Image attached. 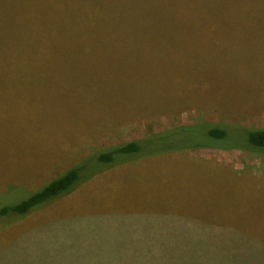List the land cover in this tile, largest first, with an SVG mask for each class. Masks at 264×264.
<instances>
[{
	"label": "trees",
	"instance_id": "obj_1",
	"mask_svg": "<svg viewBox=\"0 0 264 264\" xmlns=\"http://www.w3.org/2000/svg\"><path fill=\"white\" fill-rule=\"evenodd\" d=\"M217 15L220 16L215 21L217 32L228 35L250 24V33H264V0H192L188 9L174 0H0V115L6 114L5 109L13 102L29 97L28 91L17 96L20 90L16 87L22 83L28 84L25 88L35 84L30 79L37 82L35 75L27 74L25 69L48 71L55 65L58 66L56 71H60L66 66L75 68L86 63L90 66V76H83L81 81L70 82V85L80 86L77 97L91 101L76 109L83 111L81 115H112L109 121L106 116L99 120L95 132L91 133L94 135L96 131L123 126L130 120L129 115L176 114L186 109L210 110L211 115L260 113L261 110L255 108L246 113L232 111V105L243 111L248 107L246 102H215L213 96L221 92L214 89V80L192 82L189 86L192 94L206 95L204 104L198 106L186 101V97L179 98L181 92L170 97L158 90L156 93L160 96L156 104L140 101L139 94L132 93L135 91L133 85H130L133 90H129L128 100L119 97L104 101L95 92L99 85L111 87V81L129 82L135 78V83L138 80L154 83L155 71L153 75L151 69L137 67L135 62L120 61L121 56L136 58L137 53L145 50L188 48L192 53L188 65L210 69L208 66L215 64V55L195 53L197 46L193 35L196 30L190 28L189 33L181 34L180 26L198 20L206 21L205 27L210 28V16L215 18ZM211 34L205 32L204 35L215 37ZM251 45L260 46L263 42ZM212 47H215V41L208 45V49ZM103 74L107 76L104 82ZM203 76H193L192 81ZM10 86L15 89L8 90ZM148 90L143 94L151 93L152 89ZM97 98L103 102L95 103ZM227 101L232 100L228 98ZM94 108L96 112H93ZM69 114L74 115L73 111ZM39 125H44L47 131L49 121ZM200 127L209 142H204L209 145L205 148L238 149L264 156V129ZM200 127L175 129L108 148L67 167L57 176L54 172L62 171L61 166L47 173L45 178L40 177L33 192L0 206V264H89V259H94L95 264H264L263 231L233 224L215 225V222H206L210 220L192 216L168 214L162 218L105 209L110 195L115 193L118 178L100 183L99 192L85 198L82 204L58 208L60 210L54 212L65 214L60 215L59 221L45 217L29 221L34 213L45 212L62 203L99 176L107 177L131 166L122 172L125 173L137 168L142 159L146 161L197 149L183 141V132ZM58 128L57 132L63 135L69 129ZM91 134L55 138L64 143L59 149L35 152L32 148L23 152L10 167L20 165L21 170L0 174V190L6 191L11 184H35L37 178L32 175L37 170L41 174L57 160L63 161L64 151L74 150L95 139V136L90 137ZM88 201L100 204L103 211L102 208L88 209ZM131 221L135 222L133 226L153 227L157 234L152 238L154 243L148 244L150 241L146 239L136 245L128 234L133 227ZM205 240L211 242L209 247L197 244ZM160 241L171 246H152ZM122 246L132 248L125 250ZM29 251L37 252L39 257L30 259Z\"/></svg>",
	"mask_w": 264,
	"mask_h": 264
},
{
	"label": "rangeland",
	"instance_id": "obj_2",
	"mask_svg": "<svg viewBox=\"0 0 264 264\" xmlns=\"http://www.w3.org/2000/svg\"><path fill=\"white\" fill-rule=\"evenodd\" d=\"M174 1L188 9L192 0ZM215 9L218 10L216 6ZM210 17L212 18L209 19L211 21L210 28L205 27L206 21L198 20L190 21L191 23H187L186 26L182 24L180 26L181 34L189 33L190 28L196 30L193 35L197 46L195 53L199 56L209 53L215 55V64H212V67L208 66L210 69L188 65L187 60L192 54L188 48L145 50L137 53L136 58L121 56L120 61L135 62L137 67L151 69L149 71H152L153 75H155L153 72L155 71L154 79L156 80L154 83L153 81L149 83L146 80H138L135 83V78L132 77L133 79L129 82L120 80L113 83L111 81L113 87L99 85V89L95 92L104 101L119 97L128 100L131 94L129 90H133L130 85H133L136 92L132 93L139 94L140 101L156 104L160 96L156 93L158 90L170 97L179 94L176 92H181L182 95L179 98L185 99L186 97V101L193 102L198 106L204 104L206 95L200 96V92L192 94L189 86L192 82L214 80V89L222 93H215L214 90L213 99L215 102L223 104L236 101L246 102L248 107L243 111L236 105H232V111L246 113L251 108H255L254 110L260 109V113L211 115L210 110L186 109L176 114L129 115L130 120L123 126L110 131H96L94 135L91 133L95 132L100 123L99 120L106 116L109 121L112 115H96L93 113L96 112L95 108L93 114L81 115L83 111L76 109L83 103L91 101L77 97L76 93L80 91V86L74 88L73 85H70V82L81 81L83 76H90V66L87 63L75 68L66 66L60 71H56L58 66L55 65L48 71L25 69L27 74L35 75V81L40 83L30 79L31 83L35 84L30 83L31 85L25 88L28 84L24 86L22 83L16 87L17 90H20L17 96L25 95V92L28 91L27 97H29L13 102L5 109L7 113L0 115V174L21 170L20 165L16 167L15 164L10 168L11 163L14 159L20 158L23 152L32 148L35 152L59 149L60 144L64 143L58 142L55 138L87 134L96 138L93 140L88 138L87 140L90 141L85 145L74 150L64 151L65 159L57 160V163L53 164L52 168L48 167L49 169H46L45 172L40 174L37 170L32 175L34 179L37 178L35 184H11L6 187V191L0 190V206L33 192L39 184L38 179L45 178L47 173L53 172L59 166L63 170L59 172L56 170L58 173L54 172L55 176L65 172L67 167H73L97 152L131 141L195 126L219 125L264 129V33L254 35L249 31L250 24H246L243 30L231 31L230 34L225 35L215 31V21L220 16ZM262 21L264 22V17ZM198 28L202 30L199 31ZM205 32L212 33L211 35L215 37L206 36ZM214 41L215 47L208 49V45ZM261 42L263 45H251ZM199 74H204V76L192 81L193 76L197 77ZM74 76H76L75 79L71 80ZM189 77L191 78L188 79ZM101 78L104 82L107 76L103 74ZM7 89L11 91L15 87L10 86ZM148 89H152L151 93L143 94ZM85 96L86 93L83 97ZM228 98L232 101H227ZM100 102L103 101L99 98L95 99V103ZM72 111L74 115L69 114ZM115 116L124 117L125 115ZM43 121H49V125L46 126L47 131L44 125H39ZM77 123L80 125L77 126ZM74 124L76 127L73 126ZM58 127L60 130L66 127L69 129L63 135L57 132ZM204 132L201 127L183 132L184 140H181L189 146H197V149L146 161L142 159L136 165L137 168L125 173L122 172L129 170L131 166L123 167L119 172L107 177L99 176L82 186L62 203L46 210V213L44 211L38 214L34 213L33 218L29 221L41 217L59 221L60 215L65 214L54 212L60 210L58 208L67 204L72 207L78 206L85 198L99 192L100 183L118 178L115 193L110 195L108 207H104L112 212L136 213L141 216H161L162 218L168 214L189 218L192 216L210 220L206 222H215V225L233 224L248 230L264 232V156L238 149L205 148L209 146L206 144L209 142H206ZM54 133H56L55 138L52 137ZM200 146L204 148H200ZM119 173L122 174L119 175ZM86 204L88 209L102 208L100 204L91 201ZM204 219L202 220L204 221ZM131 222V226H133L135 222ZM128 234L134 238L136 245L141 240L145 242L146 239L150 241L148 244H153L152 238L157 235L153 227L141 228L139 225L133 226ZM162 241L159 242L160 244L152 246H171L166 241ZM197 244L209 247L211 242L205 240ZM121 248L128 250L132 247L122 246ZM36 253L29 251V258L39 257ZM88 262L89 264L96 263L94 259H89Z\"/></svg>",
	"mask_w": 264,
	"mask_h": 264
}]
</instances>
